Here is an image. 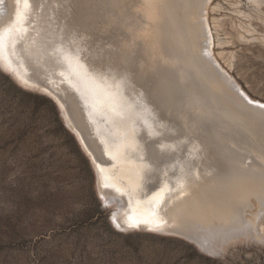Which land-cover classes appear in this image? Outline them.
I'll use <instances>...</instances> for the list:
<instances>
[{
    "label": "bare ground",
    "instance_id": "bare-ground-1",
    "mask_svg": "<svg viewBox=\"0 0 264 264\" xmlns=\"http://www.w3.org/2000/svg\"><path fill=\"white\" fill-rule=\"evenodd\" d=\"M227 1L229 19L213 0H0L1 70L57 101L125 232L264 240V103L219 60L264 44V0Z\"/></svg>",
    "mask_w": 264,
    "mask_h": 264
},
{
    "label": "rangeland",
    "instance_id": "rangeland-1",
    "mask_svg": "<svg viewBox=\"0 0 264 264\" xmlns=\"http://www.w3.org/2000/svg\"><path fill=\"white\" fill-rule=\"evenodd\" d=\"M219 2L223 9L211 18L234 16L227 0L213 6ZM255 27L264 35L262 23ZM226 50L236 58L231 69L219 58L222 65L264 103V44L235 40ZM115 207L100 196L95 170L55 101L0 68V264H264V240L242 236L212 253L175 234L125 232L114 223ZM241 219L231 228L242 229ZM211 227L191 230H227Z\"/></svg>",
    "mask_w": 264,
    "mask_h": 264
},
{
    "label": "water",
    "instance_id": "water-1",
    "mask_svg": "<svg viewBox=\"0 0 264 264\" xmlns=\"http://www.w3.org/2000/svg\"><path fill=\"white\" fill-rule=\"evenodd\" d=\"M60 98H61V100L64 102V104L66 105V108H67V111H68V113H69V115L70 116H74V112H73V108H72V105H71V103L69 102V100L68 99H66L65 97H62V96H60ZM55 101V103L57 104V106L59 107V104L57 103V101L56 100H54ZM59 109H60V107H59ZM60 112H61V114H62V111H61V109H60ZM62 116H63V114H62ZM92 164V163H91ZM93 166V165H92ZM93 168H94V166H93ZM96 173V172H95ZM97 176V175H96ZM174 234V233H173ZM175 235H178V236H183V237H186V238H190V236H187L188 234L185 232V231H180V232H178V233H175Z\"/></svg>",
    "mask_w": 264,
    "mask_h": 264
},
{
    "label": "snow or ice",
    "instance_id": "snow-or-ice-1",
    "mask_svg": "<svg viewBox=\"0 0 264 264\" xmlns=\"http://www.w3.org/2000/svg\"><path fill=\"white\" fill-rule=\"evenodd\" d=\"M80 39H83V37H80ZM0 47H2V37H0ZM260 107L264 108V105H260ZM130 227H139V225L138 224H132V225H130ZM150 230H154V229H150ZM258 242H260V241H258Z\"/></svg>",
    "mask_w": 264,
    "mask_h": 264
}]
</instances>
